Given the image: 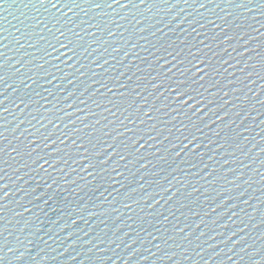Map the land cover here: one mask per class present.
I'll list each match as a JSON object with an SVG mask.
<instances>
[{
	"label": "water",
	"instance_id": "obj_1",
	"mask_svg": "<svg viewBox=\"0 0 264 264\" xmlns=\"http://www.w3.org/2000/svg\"><path fill=\"white\" fill-rule=\"evenodd\" d=\"M53 2L0 0V264H264V0Z\"/></svg>",
	"mask_w": 264,
	"mask_h": 264
},
{
	"label": "snow or ice",
	"instance_id": "obj_2",
	"mask_svg": "<svg viewBox=\"0 0 264 264\" xmlns=\"http://www.w3.org/2000/svg\"><path fill=\"white\" fill-rule=\"evenodd\" d=\"M85 2H90V3L94 4L95 7H97V8L102 7V5L100 3H96L95 0H85ZM105 2H107V0H105ZM162 2L163 3H169V0H162ZM177 2H179V0H177ZM193 2H196V0H193ZM209 2H211V0H209ZM230 2H231V0H230ZM36 3L39 4L41 7H43L45 9V11H49L47 5L51 4V7L52 8H56L57 11L60 12V14L62 16H66L67 15L66 13L63 12L62 8H58L57 3H54L53 0H36ZM129 3L132 4L133 7H138V5L134 3V0H129ZM144 3H146V0H140V4H144ZM184 3L188 4V0H184ZM113 4L118 5L121 8H125L126 7L125 4H121L120 3V0H112V2L108 4V7L111 8L113 6ZM71 5H74L75 7H80V4L77 3V0H69L68 3L64 4L65 7H68L69 11L73 10ZM199 6L201 8L206 7L205 3H200ZM217 6H219V5H217ZM237 6L247 7L248 5L245 4V3H242L241 5H237ZM262 14H264V11H262ZM40 22L42 23V21H40ZM210 23L215 24V21H210ZM217 26L219 27V25H217ZM97 27H99V26H97ZM57 30L60 31L61 35H64V32L62 30H60V29H57ZM49 31H51V29H49ZM108 34L109 35H114V33L109 31V30H108ZM92 35L95 36V33H93ZM226 39L227 40H231V39H233V37L229 36V37H226ZM241 39H243V37H241ZM17 43H19V40H17ZM58 43H60L61 47L65 48L68 51H71L73 53V56H75L76 49H75V47H72V41L71 40H68L67 43H65L63 41H58ZM200 43H203V41H200ZM5 47H7V45H5ZM21 47H23V45H21ZM52 47L55 48V45H52ZM80 47H83V45H80ZM85 52H87V49H85ZM3 55H4L3 53H0V56H3ZM169 55H172L173 59L176 58V56L173 53H169ZM189 55L192 56L194 59L192 61H190V63L192 64V68H189L188 71L192 72V70L195 69V72H193L192 74H193V76L196 78V80L198 82V80L202 79V77H199L196 74L204 71V68H201V64H205L206 65V62L204 60H201L200 56L197 55L196 53H193L191 51V49H189ZM20 62L21 61H19L18 63H20ZM105 63H107V61H105ZM180 63H183V61H180ZM13 67H15V66L13 65ZM39 67L42 69L44 67V65H40ZM2 68H3V65L0 64V69H2ZM16 71L19 72L20 69H16ZM217 71H219V70H217ZM205 74H207V73H205ZM257 74L259 75V73H257ZM165 75H167V73H165ZM29 79H31V77H29ZM155 79L156 78L153 77V80H155ZM262 79H264V77H262ZM0 81H3V83H5V84L7 83V81L4 79L3 75H0ZM150 83H151V81H150ZM105 87H107V85H105ZM153 87L159 88V87H163V85L153 84ZM169 87H171V85H169ZM108 90L111 91V88H109ZM173 91L177 93V95L180 97L181 100H183L182 98H184L185 96L189 95L186 91H184L182 88H180L179 85H177V87L174 88ZM0 97H5V93L0 91ZM192 99H195V97H192ZM184 103H187V101H184ZM0 109H2L5 112L8 111V109L3 106L2 100H0ZM107 110L111 111V109H107ZM179 110H182V109H179ZM145 115H147V113H145ZM0 119L6 121V117L0 118ZM2 128H4V124L0 123V129H2ZM2 135H3V132L0 131V136H2ZM185 139H188V137H185ZM73 142L75 143V141H73ZM137 144H139V141H137L136 144H133L132 147L136 148ZM140 146H142V145H140ZM79 147L80 148H84V145L80 144ZM0 151H2V149H0ZM85 151H87L86 148H85ZM121 158H124V157L122 156ZM90 167L95 168V165L94 164H90ZM106 170L107 169H105V171ZM113 171H116V169H113ZM88 174L89 175H93L92 172H89ZM168 190L169 189H167V188L164 189V191H168ZM5 194H7V193H5ZM126 206L130 207V205H126ZM180 231H183V229H180ZM202 235H203V233H202ZM89 243H91V241H89ZM157 248L159 249L160 245H157ZM168 259H171V257H168Z\"/></svg>",
	"mask_w": 264,
	"mask_h": 264
}]
</instances>
